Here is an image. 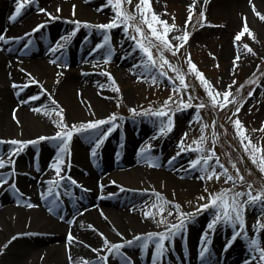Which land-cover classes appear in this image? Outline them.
<instances>
[{"label":"bare ground","instance_id":"obj_1","mask_svg":"<svg viewBox=\"0 0 264 264\" xmlns=\"http://www.w3.org/2000/svg\"><path fill=\"white\" fill-rule=\"evenodd\" d=\"M227 3L232 23L237 24L240 11L251 29L264 36V20L260 18L264 16V0ZM20 4V14L12 20ZM109 11L103 0H0V35L5 38L0 40L1 139L52 137L61 120L55 117V111L61 109L65 111V131L72 130L76 123L108 120L104 106L112 105L116 93L113 88L120 81L135 80L145 69L128 45L124 51L113 49L107 58L103 54L110 39L96 40V26L112 22ZM60 19H68L70 24H61ZM42 21L45 26L39 31L24 35ZM62 27L66 29L64 37L57 34ZM114 30L121 33L120 26ZM48 38L57 42L50 43ZM92 41H97L95 50L89 49ZM245 42L252 48L253 41ZM234 52L238 50L230 45V54ZM115 63L118 66L112 72L99 67H113ZM37 108L39 112L34 111ZM80 118H85L84 122H77ZM111 124L102 135L106 138L100 149L97 141L89 144L90 136L80 138L73 133L59 174L52 167L58 153L55 143L19 154L16 150L0 153L5 163L0 168V181L6 179L0 182V264H261L249 230L233 239L232 224H215L210 229L209 224L215 221L211 219L198 231L189 216L178 233L182 242L165 240L164 255L154 261L158 235L167 233L172 224L151 228L145 220V207L167 193L194 186V172L182 163L170 135H150L151 128L144 123L132 128L134 133L120 120ZM119 190L138 193L104 197ZM57 192L62 195L56 200ZM103 201L116 205L115 209H106L109 216L102 213ZM171 202L176 205L175 199ZM87 203L93 204L83 209ZM149 234L155 235L148 247H140L135 237L147 239ZM258 236L264 241V231ZM128 241L134 243L129 245ZM116 244L124 247L118 253L110 252L109 247ZM205 247H209L206 253Z\"/></svg>","mask_w":264,"mask_h":264},{"label":"rangeland","instance_id":"obj_2","mask_svg":"<svg viewBox=\"0 0 264 264\" xmlns=\"http://www.w3.org/2000/svg\"><path fill=\"white\" fill-rule=\"evenodd\" d=\"M103 1L105 7L110 10L109 14L114 18L113 7L108 4V0ZM198 1L196 4H190L182 0H150L151 11L146 14L147 18L150 20L151 15L155 14L169 26L175 25L165 36L171 45V50H167L163 44L152 37L148 25L142 23L143 18L136 8L139 0H131V3L121 0V10L134 17L127 21V32H125V25L122 23L120 25L121 33H118L114 28L108 30L98 28L96 40L105 41L106 37L110 39V43H106L103 51L106 58L109 57L113 49L118 48L120 51H124L125 46L128 45L134 49L138 61L145 68L144 72L138 74L135 80L120 81L118 86H115L119 91H116L112 105L104 106L106 112L104 117L109 120L115 116L116 120H120L128 126L127 128L131 127L132 133L135 131L132 128L137 129L144 123L151 128L148 132L150 135L161 137L170 135L171 144L180 152L182 163L188 165V171L194 172L197 182L194 186L181 189V191L177 190L176 193H167L165 197L159 198L145 207V220L151 228L162 229L163 226L171 224L179 225L181 219L185 221L189 214H192L189 217L194 219L193 222L195 221L198 231L203 230V227L211 219H215L216 225H231L232 223H225L223 219L216 220L217 213L223 215V206H211L213 197L226 194L229 205L234 199L243 205L241 213L243 228L238 223L232 224L230 235L235 236L237 232L241 231L237 236L241 237L243 230H249V238L251 241H256L255 248L261 256V253H264V241L259 238L258 234L264 231V173L258 168L259 161L253 163L249 158L252 149L247 146L254 145L260 149L257 155L264 156V131L260 130L264 128V36L251 29L240 11H237V24L230 21V4L227 3L229 0ZM213 1L212 6L214 7L211 8ZM201 13H203V18L200 16ZM190 15L191 21L186 27L185 23ZM59 22L65 25L70 24L68 19H60ZM43 23L45 22L42 21ZM37 24H30L24 30H29ZM245 25L252 35L250 37L248 33H244L237 41L235 38L242 32ZM154 27L163 33L162 25L156 24ZM136 28L140 29L139 34L135 30ZM57 32L61 37H64L66 29L62 27ZM185 32L188 33L186 43L175 39V37L183 36ZM246 39L253 41L251 52L248 51L249 45L245 42ZM55 40L50 38V43L54 41L52 43L55 44L57 39ZM96 42L92 41L89 49L95 50ZM138 42H142L149 49L155 66L137 46ZM181 44L183 46L179 47ZM230 45L235 47L238 52L230 54ZM173 52L176 54L173 55ZM161 55L164 60L168 61L167 64H162ZM237 57L239 60L236 59ZM189 60L195 65L196 71L203 74L204 79L211 85L215 93L229 91L232 94L230 99L234 100V103L228 104L223 109L219 106L213 107L212 98L201 85L195 73L190 70ZM106 61L107 59L104 62ZM233 61L236 63L234 64ZM106 64L108 63L104 65ZM116 64L108 68L104 65L99 67L102 71L112 72L118 66ZM160 72H163L164 75L161 76ZM178 74L183 75L186 88L177 79ZM230 85L231 87H229ZM174 89H179V92ZM125 92L128 98H125ZM249 92L252 93L251 96L248 95ZM218 101L223 102V97H218ZM166 102L167 107H165ZM188 103L192 106L182 107L183 104ZM201 104L204 107L198 108L197 106ZM238 108L239 112L237 113ZM161 110L166 115L152 114ZM60 112L61 110L55 111L56 118L61 119ZM62 117L65 120L64 110ZM169 119L172 122L170 130L165 127L168 125ZM81 120L84 122L85 118H80L77 122H81ZM236 120L240 121L243 136L246 137L244 139L241 138V135L238 134L239 130L234 126L233 122ZM111 123L102 125L100 130L88 131H78L80 125L87 123H76L69 131L80 138L88 137L90 139L91 137L88 141L91 144L98 141L109 130ZM56 130L63 132L65 126L58 122ZM97 130L99 131L95 134ZM112 133L113 131L109 135ZM39 138L31 137L26 140L0 138V141L4 142L0 143V153L16 150V154H19L23 150L39 149L42 144L55 143L54 145L59 146L60 143L53 140H44L36 144L29 143L37 141ZM12 140L19 143L17 145L8 143ZM102 146L103 143L99 149ZM21 148L22 150H20ZM196 161L199 163L193 167ZM202 169L207 171H202ZM237 172L243 177V180L237 176ZM209 176L212 178L209 179ZM228 176L233 179L227 180ZM152 185L154 186L153 183ZM122 190L109 193L104 197L118 198L120 195L124 197L126 194L132 196L135 195L134 192L138 193L134 190L121 192ZM237 193L242 195L237 197ZM249 194L251 197L261 196L262 199L258 203H249ZM56 195L59 198L62 194ZM173 199H175L176 205L171 202ZM92 204L87 203L83 209L92 206ZM204 205L210 206L203 208ZM217 205H220L219 201H217ZM100 206L102 213L106 216H109L106 209L116 208V205H112L109 201L101 202ZM202 208V211H198ZM228 211L234 219L235 213L231 212V207L228 208ZM192 223L190 226H193ZM185 226L183 225L178 231L173 229L175 235H171L169 231L165 235L169 236L170 240H181L182 237H178V233ZM260 263L264 264L261 257Z\"/></svg>","mask_w":264,"mask_h":264},{"label":"snow or ice","instance_id":"obj_3","mask_svg":"<svg viewBox=\"0 0 264 264\" xmlns=\"http://www.w3.org/2000/svg\"><path fill=\"white\" fill-rule=\"evenodd\" d=\"M26 2H30V0H26ZM125 2L127 3H131V0H125ZM108 4L111 5L115 11V17L113 18L111 23L108 24H104V25H97L96 27L102 30H108V29H112L115 27L120 26V24H124L125 25V32H127V21L134 19V17L128 15L127 13L123 12L121 10V0H108ZM23 7V4H20L17 8H16V14L13 15L11 17L12 20H16L17 16L20 14L21 8ZM136 8L137 10L140 12L142 19V23H145L148 25L149 30L152 33V37H154L156 40H158L161 44L164 45V47L167 50H171V45H169L167 39L165 38L166 34L168 32H170L175 25L169 26L166 22L161 21L159 19L158 16H156L155 14L151 15L150 20L147 18V13L151 11V5H150V0H139V3L136 4ZM43 11V10H41ZM57 11H59V9H57ZM189 11L191 12V8L189 9ZM201 18H203V13L200 14ZM262 20H264V16L260 17ZM50 19H52V17H50ZM119 21V23H118ZM191 21V15L188 17V20L185 23V26L187 27L188 23H190ZM156 24H160L163 26V33H161L156 27H154V25ZM45 25H39L36 29H34V31H39L40 28L44 27ZM79 23L77 22V28L79 27ZM85 27H88V25H85ZM137 31V33H140V29L136 28L135 29ZM244 33H248L249 36L251 37V33L249 32L247 25H245L244 29L242 30V32L240 34H238L236 36V40L239 41L241 39V36L244 35ZM73 35H75V32H73ZM5 38L0 35V40H4ZM175 39L177 40H182L183 42H187L188 39V33L185 32L183 36L181 37H175ZM105 41L107 42V37L105 38ZM142 52H144L145 55L148 56V60L152 63L153 66H155V61L153 60L152 54L149 51V49L142 43V42H138L137 45ZM183 44L179 45V47H182ZM247 48V45L245 46ZM53 51H55V49H53ZM248 51L251 52L252 50L250 48H248ZM176 53L173 52V55H175ZM162 64H167L168 61L163 59V56L161 55L160 57ZM237 60H239V57L236 58ZM107 62V61H106ZM189 63V67L190 70L195 73L197 79L200 81L201 85L205 88V90L207 91L208 95L212 98V106L216 107L219 106L221 109L225 108L228 106V104L230 103H234V100L230 99V96L232 95L229 91H225L223 93H215L214 90L211 88V85L204 79L203 74L199 73L196 71L195 65L191 63V60L188 61ZM233 63L235 64L236 61H233ZM171 67V66H170ZM104 75H109L107 73H103ZM160 75L163 76L164 73L160 72ZM109 79H111V77L109 76ZM177 79L180 81L181 85H183L185 88L187 87V85L184 83V77L183 75L178 74L177 75ZM35 83V81H34ZM235 83V82H234ZM15 87V86H14ZM231 87V85L229 86ZM114 91H119L118 88H113ZM43 91V89H42ZM174 91L179 92V89H174ZM249 96L252 95L251 92H249L248 94ZM222 96L223 97V102H219L218 101V97ZM32 99H39V97H33ZM191 99V98H190ZM52 103H55V101L53 100ZM167 102L165 103V107H167ZM192 105L190 103L188 104H183L182 107H191ZM199 107H204V105H198ZM34 111L39 112L40 109H34ZM62 112L63 110L61 109V112L59 113L61 115V120H60V125H63V117H62ZM239 112V108L237 109V113ZM144 114H148V113H144ZM153 115L156 116H164L166 115L165 112L158 111L156 113H152ZM233 115H236V113H233ZM13 118L15 119V113L13 114ZM116 117L113 116L111 117L109 120H100V121H96V122H90L87 124H82L79 126L78 131H88V130H95V129H99L102 125L104 124H110L113 120H115ZM171 120L169 119L168 121V125L165 126L167 127L168 130H170V126H171ZM234 126L239 130L238 134L241 135V138L244 139L246 137L243 136L242 133V126L240 124L239 120H236L233 122ZM75 128V126H74ZM164 130V128L162 127V131ZM261 131H264V128L260 129ZM73 135L72 131H64V132H60L58 131L54 136L52 137H40L37 141H30L29 143L32 144H36L39 143L40 141H44V140H53V141H58L59 146H58V153H57V158H56V163L54 165H52V167L56 170L57 174L60 173L61 169H60V164L63 162V154L65 152L68 151V143L71 140ZM103 138H106V135H104L99 141H97L96 147H99L100 144L103 142ZM0 143H4L3 141H0ZM8 143H11L12 145H17L19 142L12 140L9 141ZM247 147H251L252 152L249 156V158L252 160L253 163H257V161H259L258 163V168L259 170L264 173V156H258L257 153L260 152V149H257L254 145H249ZM247 147H246V151H247ZM22 150V148L20 149ZM15 154V153H14ZM93 155H95V150H93ZM196 163H199V161L194 162L193 167H195ZM5 167V163L3 160H0V168ZM221 167H223L221 165ZM233 167L235 168V165H233ZM202 171H207L206 169H202ZM237 176L243 180V177L240 176L239 172H237ZM203 178V177H202ZM209 179H211L212 177L209 176ZM219 178V177H217ZM233 178L231 176L227 177V180H232ZM0 182H6V179ZM73 183H75V181H73ZM242 195L241 193H237L236 196H240ZM250 196V200L249 203H258L261 201V196H255V197H251ZM217 201L220 202V205H217ZM210 205H204L203 208H208ZM211 206H223L224 208V212L223 215L221 216L219 213H217V217L216 220L219 221L221 219L224 220L225 223H232L233 225L235 224H239L241 228H243V219H242V211H243V205L239 204V202L237 200H233L232 204L229 205L226 199V194H220L216 197L212 198V205ZM28 207H32V205H28ZM178 207V206H177ZM231 207V212L235 213V217L233 219L231 213L228 211V208ZM202 209H198V211H202ZM51 210V209H50ZM171 214V213H170ZM148 215V214H146ZM192 214H189V216ZM214 221L212 224H209V228H213L215 225ZM185 221L184 219H181V223L179 225H172L169 229V233H171V235H175L176 233L174 231H172L173 229H176L177 231L183 227ZM155 234H149L147 239L143 238V237H135V241H140L141 243L139 244L140 247L142 248H147L148 247V241L153 239V236ZM240 233L237 232L236 235L233 237V239H235L237 236H239ZM170 237L165 235V234H159L158 235V239L155 243V249L156 252L154 254V261L158 260L160 257H162L164 255L165 252V248H164V241L169 239ZM69 240H72L73 237L71 235L68 236ZM129 245H131L132 243H134V241H128L127 242ZM252 245L256 244L255 240L251 241ZM105 246H108V242L107 240H105ZM124 247V245L121 244H116V245H111V247H109V251H113L115 250V252H119L120 248ZM201 255L203 256V251L201 252ZM105 259V258H102ZM261 259L264 260V253H261ZM84 264H89V262L85 261ZM125 264H127V262H125Z\"/></svg>","mask_w":264,"mask_h":264}]
</instances>
